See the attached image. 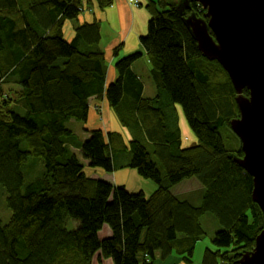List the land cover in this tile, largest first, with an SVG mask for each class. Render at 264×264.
<instances>
[{
	"label": "trees",
	"instance_id": "trees-1",
	"mask_svg": "<svg viewBox=\"0 0 264 264\" xmlns=\"http://www.w3.org/2000/svg\"><path fill=\"white\" fill-rule=\"evenodd\" d=\"M91 1L101 10L113 3L0 0V188L11 212L6 223L0 218V264H91L96 253L113 264H155L156 254L193 264L208 215L219 228L201 264H239L264 224L251 178L234 163L243 156L230 129L239 117L236 92L222 67L201 55L186 24L205 10L194 0L147 5L140 44L156 92L144 98L132 69L139 53L119 59L117 79L105 85L97 22L75 26L70 54L59 56L65 21ZM6 84L18 87L15 99L4 97ZM91 100H105L131 139L97 129L82 140L68 128L87 121ZM176 106L194 147L182 144ZM225 157V170L209 171ZM37 164L44 170L33 176ZM85 166L104 173L127 167L156 188L149 197L131 193L87 175ZM205 168L196 194L172 192ZM71 221L79 226L69 230ZM103 225L111 236L99 240Z\"/></svg>",
	"mask_w": 264,
	"mask_h": 264
},
{
	"label": "water",
	"instance_id": "water-1",
	"mask_svg": "<svg viewBox=\"0 0 264 264\" xmlns=\"http://www.w3.org/2000/svg\"><path fill=\"white\" fill-rule=\"evenodd\" d=\"M194 1L204 16L186 24L201 55L222 67L236 92L239 117L230 129L243 156L234 163L251 178V200L264 224V0ZM239 264H264V226Z\"/></svg>",
	"mask_w": 264,
	"mask_h": 264
},
{
	"label": "rangeland",
	"instance_id": "rangeland-1",
	"mask_svg": "<svg viewBox=\"0 0 264 264\" xmlns=\"http://www.w3.org/2000/svg\"><path fill=\"white\" fill-rule=\"evenodd\" d=\"M85 11H86V8H85ZM85 11L83 13H85ZM83 13H81V14H83ZM75 23H76V19L65 21V23H64V25H65V27H64L65 28V36H66L65 41L70 40V35L74 34L72 32L73 31L72 28L75 25ZM135 63H138L137 68L135 67V70H137V71H138V69L140 70V75L142 76V79L144 81L145 93H148V91H149L150 95H152V93L154 91V94H155L156 87H155L151 77H149V71H145L143 63L140 62V60H137ZM4 87H5L4 97L15 99L17 96L16 93L18 92V91H16V88L13 86H6V85H4ZM98 102H100V104L97 103L95 106V112H96L95 114L97 115V118H96L97 120L94 121V123H95L94 127L92 126L91 121H88V123L85 124L83 122H78V121H74V120L71 123H68L67 127L70 128L82 140H85V137L89 136L88 131H93V130H97V129L102 130L103 133H105V134L106 133H113V132H119L120 133L122 131L121 134L123 136H125L127 138V140L131 139L129 131L125 127L122 126V124L120 123L118 118L115 117V115L113 114V112L111 110L110 111L112 113L111 115L113 117L112 120L114 121V124L111 121H109V117H108V114L106 112L107 109H109V108H108V105L105 104L106 103L105 100L98 101ZM177 112H176V114H177L178 124L179 123L181 124L182 131H183L182 144L188 148L194 147L195 146L194 143L197 141V140H195L196 137L193 135L192 131L190 130V128L186 122V119L184 117V114L181 112L180 113H177ZM184 128L187 129L186 132H184ZM188 130L191 131V134L189 133ZM76 157L80 161V164L83 165V162L81 160L80 155L76 154ZM229 163H230V161H229L228 157L222 158L215 165L212 164L210 166V168H213V170L210 168L202 169L198 174L194 175L192 179L185 181V182L173 187L172 192L174 191L175 194H179L180 196H184V197H187V195L188 194L190 195L192 192H193V194H196L195 192L200 190L202 187V179H203L204 173L207 170L210 169L209 171H214V172H217L219 174L221 171L226 169V166ZM43 170H44V168H42L41 165L37 164V166L35 167V170L33 172V176H37ZM86 171L89 174L92 173V175H94L95 178H98L99 173H102V172H100L102 170L97 169V168H89V170H86ZM94 171H96V172H94ZM111 173H113V174L110 175L109 173H104L105 176H103L102 179L107 180L109 183H112V185H114V186H120L119 184L118 185L116 184V181L121 182V183H123V181H125L130 186L129 189H132L134 191L141 189L144 191L143 194L146 197H149L151 194H153V192L156 188L152 181L141 179V177L134 170L129 169L127 167L116 168ZM25 183H27V181H25ZM124 187L126 188V186H124ZM10 216H11V212L8 211L6 208L5 201H4V195H3L2 190L0 188V218L2 219V221L4 223H6L9 220ZM208 216H204V218L201 219V225L205 231V236L203 237L201 242L197 243V245L195 247L194 255L192 258L193 264H201L202 255H203V251L205 248L208 247L209 249H213V246L211 244V239L214 237V234L218 230L219 226H218L217 222L213 223L212 220H210ZM78 226H79L78 222L71 221V223L68 226V229L73 230ZM106 231H109L110 234L105 235ZM110 236H111V231H110L109 227L107 225H103L102 229L98 232V239L104 240ZM97 256H98V253H96L93 256V258L91 260V264H112L113 263L111 259H102L101 262L98 263ZM171 256L165 260H160L159 259L160 256H158V254H156L155 264H161L162 262L164 264H183L181 261V258L179 256H177L175 254H173L172 257Z\"/></svg>",
	"mask_w": 264,
	"mask_h": 264
},
{
	"label": "crops",
	"instance_id": "crops-1",
	"mask_svg": "<svg viewBox=\"0 0 264 264\" xmlns=\"http://www.w3.org/2000/svg\"><path fill=\"white\" fill-rule=\"evenodd\" d=\"M127 1L128 0H113L112 5L103 9V10L99 9V7L95 1H91V3L84 6L83 12L85 11V8H86L85 13L82 12L83 14H80L76 18V23L72 28L74 30L75 26H80V25H83L86 23L90 24L93 22H97L99 24L100 48L105 55L106 66H107L106 76H105V85L106 86L117 79V72L114 68L115 63L120 58H122V57L124 58V57L130 56V55L135 54V53H139L141 55L139 60H140V62L143 63L145 71H149V77H150V68L151 67H150L148 58L145 54V51L140 44V38L146 34L147 23L150 19V13L148 11L147 5H149L151 2H155L157 0H138L140 3L139 7L131 6L127 3ZM64 27H65V25H63L64 45L59 52V56L61 58H65L70 54L69 43H70V41L74 35V34L70 35V40L65 41L66 36H65V28ZM137 64L138 63L133 64L132 69L143 83V97L144 98H152V96L153 97L155 96L154 91H153L152 95H150L149 91H148V93H145L144 81L142 79V76L140 75V70L139 69H138V71L135 70V67L137 68ZM6 86H13L16 88V91L18 90V87L14 84H6ZM3 89L5 92L4 86H3ZM97 103L100 104V102H98L96 100L90 101L87 121L83 122V123L86 124V123H88V121H91L92 126L94 127V125H95L94 121L97 120L96 119L97 115L95 114L96 113L95 112V106ZM105 104L107 105V103H105ZM175 109H176V112L178 111L177 113H180V112L182 113V111L177 106L175 107ZM110 110L111 109L109 108V109H107L106 112L108 114L109 121H111L114 124V121L112 120L113 117L111 115L112 110L111 111ZM113 114H114V112H113ZM115 117H116V115H115ZM179 127H180V131H181V138H183V131H182V126L180 123H179ZM186 131H187V129L184 128V132H186ZM120 133H122V131ZM189 133L191 134V131H189ZM87 137H85V139ZM123 137L127 141V138L125 136H123ZM181 141H182V139H181ZM196 142L194 144H196ZM184 147H186V146H184ZM86 170H89V168H87L85 166V169L83 171L85 173H88ZM94 172H96V171H94ZM100 172H102V171H100ZM109 174L111 175L113 173H109ZM87 175L95 178V176L92 175V173L91 174L88 173ZM103 176H105V174L103 172L99 173L98 178L102 179ZM105 181H107V180H105ZM116 184L117 185L119 184L120 186H123V185L126 186L127 190L131 193H135V192H139V191L144 193V191L141 189L136 190V191L129 189L130 186L125 181H123V183L116 181ZM109 234H110L109 231L105 232V235H109ZM101 260L102 259L99 260L98 256H97L98 263H100ZM161 264H164V263L162 262Z\"/></svg>",
	"mask_w": 264,
	"mask_h": 264
},
{
	"label": "built area",
	"instance_id": "built-area-1",
	"mask_svg": "<svg viewBox=\"0 0 264 264\" xmlns=\"http://www.w3.org/2000/svg\"><path fill=\"white\" fill-rule=\"evenodd\" d=\"M127 3L131 6H134V7H139L140 6V3L138 0H128Z\"/></svg>",
	"mask_w": 264,
	"mask_h": 264
},
{
	"label": "bare ground",
	"instance_id": "bare-ground-1",
	"mask_svg": "<svg viewBox=\"0 0 264 264\" xmlns=\"http://www.w3.org/2000/svg\"><path fill=\"white\" fill-rule=\"evenodd\" d=\"M155 257H156V255H155Z\"/></svg>",
	"mask_w": 264,
	"mask_h": 264
}]
</instances>
